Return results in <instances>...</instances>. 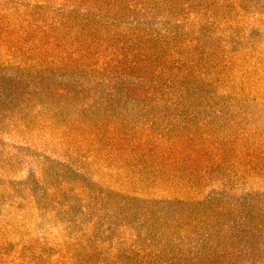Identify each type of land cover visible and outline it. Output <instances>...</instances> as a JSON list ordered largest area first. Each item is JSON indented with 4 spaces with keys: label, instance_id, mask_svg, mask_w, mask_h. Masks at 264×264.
<instances>
[{
    "label": "trees",
    "instance_id": "1",
    "mask_svg": "<svg viewBox=\"0 0 264 264\" xmlns=\"http://www.w3.org/2000/svg\"><path fill=\"white\" fill-rule=\"evenodd\" d=\"M49 1H57L59 8L47 7ZM4 3L0 0V67L19 69L28 64L29 83H40L44 96L48 93L50 100L60 103L78 99L77 105L89 109L90 116L83 119L59 117L57 122L49 121L60 131L61 143L67 149L75 153L86 145V161L125 157L157 174L193 167L199 163L198 148L206 142L199 137L197 125L189 122L185 130L182 125L165 129L149 119L122 122L112 113V105L123 100L146 105L164 101L170 107L194 101L203 108L215 102L219 90L223 97L242 94L243 86H236V77L249 83L251 89L258 83L244 68L252 50L250 43L243 44V32L248 30L243 25L250 18L254 23L261 21L262 0H27V4L17 0L11 7ZM155 17L164 18L159 28L149 22ZM50 68L55 69V77H50L54 72L48 71ZM49 78L60 81L53 83ZM66 79L74 80V84L69 87L61 83ZM79 80L88 86L78 85ZM27 97L31 98L29 93ZM183 114H177L175 119H181ZM154 116L160 115H151ZM228 144L216 145L220 149L216 160L225 162L229 151L236 152L233 144ZM238 155L241 157L235 153L236 159ZM249 158L251 162L247 161L246 166L254 171L260 159L253 155ZM220 200L153 202V210L141 211L140 216L150 219L156 215L161 223L163 217L155 210L173 213L154 234L163 236L169 229L181 232L202 225L203 219L214 216L212 208ZM132 201L124 202L127 209L133 207ZM220 210L221 215L227 214L224 207ZM244 216V212L240 213L236 232L213 241L210 234L200 238L184 253L187 264H264L261 226L252 219L253 225H249ZM192 236L200 237L196 233ZM207 244L209 248L192 252ZM84 245L74 242L72 249L62 248L59 263L71 264L70 259L75 264H88L82 252ZM137 253L139 261L128 260L133 254L129 252L125 264H185L176 263L177 253L157 252L142 260L144 253ZM20 258L24 264H50L49 255L42 253ZM0 264L15 263L0 252Z\"/></svg>",
    "mask_w": 264,
    "mask_h": 264
},
{
    "label": "rangeland",
    "instance_id": "2",
    "mask_svg": "<svg viewBox=\"0 0 264 264\" xmlns=\"http://www.w3.org/2000/svg\"><path fill=\"white\" fill-rule=\"evenodd\" d=\"M2 1L6 7L17 2ZM23 2L27 4V0ZM262 3L264 6V0ZM46 5L59 8L57 1ZM260 18L259 23L250 18L243 25L248 28L243 32L246 36L243 44L250 43L252 50L244 68L258 81L252 89L249 83L236 77V86H243L242 94L223 97L219 90L215 102L203 108L194 101L170 107L164 101L146 105L123 100L112 105V113L122 122L149 119L165 129L182 125L185 130L189 129L190 125H186L189 122L197 125L199 137L206 139L198 148L199 163L188 168L176 166L174 172L157 174L125 157L86 161L83 158L86 145L75 153L67 149L61 143L60 131L49 121L57 122L59 117L86 118L90 116L89 109L77 105L78 99L60 103L50 100L48 93L44 96L40 83H29L28 64L19 69L0 67V252L15 264H24L20 257L35 253L49 255L50 264H60L59 251L72 249L77 242L85 244L82 252L88 264L98 261L125 264L129 252L133 254L128 260L136 263L140 260L137 251L144 253L141 260L144 256L150 259L157 252L177 253L176 263L187 264L184 253L190 247L206 234L212 235L213 241L236 232L243 212L249 225H253L252 219L261 226L259 240L264 245V13ZM163 19L155 17L149 22L159 28ZM13 62L11 65L16 66ZM48 71H54L49 75L55 77V69ZM49 79L53 83L60 81ZM69 80L61 83L70 87L74 80ZM84 80H79L78 85L87 87ZM179 113L184 114L177 120ZM152 114L160 116L151 117ZM226 142L233 144L231 147L241 155L240 160L230 151L225 162L216 160L220 150L217 146ZM252 155L260 159L254 171L246 166ZM205 199H221L212 208L214 216L185 231L169 229L163 236H154L157 228L164 227V221L174 214L155 210V214L163 217L161 223L156 215L150 219L140 216L141 211L153 210L156 205L153 202L198 203ZM130 200L133 207L127 209L124 202ZM223 207L227 214L221 215ZM227 225L231 228H226ZM194 233L199 239L192 236ZM209 247L200 245L192 252ZM108 253L114 254L113 257H108ZM69 262L73 263L70 259Z\"/></svg>",
    "mask_w": 264,
    "mask_h": 264
}]
</instances>
